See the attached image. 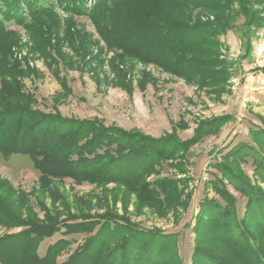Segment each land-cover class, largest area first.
Returning a JSON list of instances; mask_svg holds the SVG:
<instances>
[{
	"label": "rangeland",
	"instance_id": "1",
	"mask_svg": "<svg viewBox=\"0 0 264 264\" xmlns=\"http://www.w3.org/2000/svg\"><path fill=\"white\" fill-rule=\"evenodd\" d=\"M231 2L227 8L215 9L216 14L204 4L186 10L191 15L189 23L192 25L215 22L216 15L224 20L219 27L221 32L212 38L209 36L210 46L204 45L211 49L209 57H199L202 66L191 72L188 82L152 64L144 65L122 57L119 52L107 51L87 17H72L71 22L68 21L73 31L86 32L90 36L91 43L87 49L81 46V54H75L66 45L64 34L70 29L66 26L70 17L63 13L58 14L60 26L52 28L56 32H51L54 42L48 48L34 43V33H29L22 25L2 19L4 27L14 34L3 43L6 50L2 52L0 49V56L9 51L5 60L26 74L16 76L23 97L29 95V99L18 102L19 105L46 116L57 114L59 119L73 122L96 119L105 127L139 131L152 139L161 138L160 146H166V140L173 136L184 143L194 134L197 139L177 155L173 151L170 154L172 147H165L169 155L160 161L158 173L146 178L148 183L156 178L175 182L179 191L176 194L178 202L171 209L141 201L137 194L116 181L76 182L70 178H43L27 157L16 155L4 159L0 156V197L9 205L7 212L11 211L13 221L14 216L29 223L17 228L0 225V240H11L28 226L51 224L71 218L69 216H112L142 231L153 232L152 235L177 234L181 264H194L199 236L194 228L199 225L198 221L206 219L201 214V205L205 200L220 201L211 180L219 179L228 193L237 197L238 213L243 215L247 201L239 197L211 164H226L223 154L232 146L239 142L250 143L249 129L264 131V22L259 27L250 25L248 17H237L240 5L235 0ZM248 3L244 9L264 20V6ZM55 40H61V47H56ZM77 42H80L79 38ZM54 51L63 55L57 64L60 76L67 79L71 94L63 95L59 80L44 62L45 53ZM82 54L86 55L88 63L83 62ZM68 60L73 63H67ZM13 102L17 103V100ZM12 112L17 110L0 109V115H5L0 120V130ZM15 132L14 129L7 131L8 135ZM227 165L230 171L247 179L249 188L264 194V178L256 177L249 165ZM151 188L155 186L151 185ZM169 201L174 203V200ZM204 223L206 230L208 226ZM212 231L204 232V235L217 241L212 238ZM86 236L64 237L71 243L56 260L64 262ZM61 238L59 233L44 239L39 243L38 254L43 256L47 246ZM10 255L19 259L17 254ZM146 256L148 254H143ZM158 258L157 263L161 264L170 259L167 254ZM196 262L203 264L204 261L197 259Z\"/></svg>",
	"mask_w": 264,
	"mask_h": 264
},
{
	"label": "trees",
	"instance_id": "2",
	"mask_svg": "<svg viewBox=\"0 0 264 264\" xmlns=\"http://www.w3.org/2000/svg\"><path fill=\"white\" fill-rule=\"evenodd\" d=\"M235 1L240 5L237 17H248L252 26L263 24V18L250 15L244 8L248 2L264 6V0ZM231 3V0H0V49L2 52L6 50L3 43L14 34L4 27L2 19L22 25L29 33H34V43L48 48L54 42L51 32L54 34L56 29L52 28H59L58 14L63 13L70 17L66 23L70 29L64 34L66 45L75 54H81L82 47L87 49L91 43L90 36L86 32L73 31L68 21L71 22L72 17H87L107 51L119 52L122 57L144 65L152 64L187 81L191 72L202 66L199 57H209L211 49L204 45L210 46L209 40L221 32L219 27L224 20L216 15L215 22L192 25L189 23L191 15L186 10L204 4L214 12ZM59 42L61 40H55L56 47H61ZM8 54L9 51L0 56V109L17 112L9 115L0 130L2 158L25 156L43 178H70L76 182L116 181L137 194L143 202L161 205L162 209L174 207L179 193L175 182L156 178L148 183L146 178L158 173L160 161L169 155L165 147H172L170 154L173 151L177 155L193 145L197 134L185 143L173 136L166 140V146H160L161 138L152 139L139 131H126L116 126L105 127L96 119L73 122L59 119L57 114L46 116L30 111L18 103L29 99L28 94L25 98L19 91L20 82L16 78L17 74H26L5 60ZM82 57L83 62L88 63L86 55L82 54ZM61 58L63 55L57 51L47 52L44 62L59 80L63 95H67L72 92L67 79L60 76L57 62ZM14 99L17 103L13 102ZM3 114L0 120L5 117ZM9 129L16 132L8 135ZM249 135L250 143L239 142L223 154L226 164H211L239 197L247 201L243 215L239 216L237 197L228 193L219 179L211 180L220 201L205 200L201 205V214L206 219L198 221L199 225L194 228L199 235L194 264H198L197 259L204 261L203 264H264V194L249 188L247 179L230 171L227 165H249L256 177L264 178V131L249 129ZM0 205L1 226L17 228L29 224L14 216L13 221L11 211L7 212L9 205L1 197ZM69 217L51 224L28 226L13 239L0 240V264H161L157 263L161 254L170 257L166 264L182 263L176 246L177 234L152 235L153 232L142 231L112 216ZM202 223L208 226L207 231ZM95 229L96 233L90 236ZM211 231L214 233L212 238L217 241L205 237L204 232ZM59 233L63 238L48 245L44 255L40 256L37 252L39 243ZM79 234L87 235L83 243L64 262H58L59 254L71 243L64 237ZM118 241L121 242L119 245ZM12 253L19 255V259L11 257ZM143 254L148 256L143 257Z\"/></svg>",
	"mask_w": 264,
	"mask_h": 264
}]
</instances>
